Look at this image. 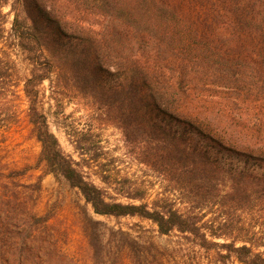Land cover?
Masks as SVG:
<instances>
[{"label": "trees", "instance_id": "1", "mask_svg": "<svg viewBox=\"0 0 264 264\" xmlns=\"http://www.w3.org/2000/svg\"><path fill=\"white\" fill-rule=\"evenodd\" d=\"M4 6L13 15L8 34ZM12 43L30 66L22 91L37 161L94 214L178 232L214 249L220 264L231 256L264 264V0H0L7 88L20 82ZM51 73L55 93L88 99L120 131L161 192L148 200L140 183L118 178L88 133L71 141L78 160L64 153L37 107ZM232 106L251 109L257 129L235 121ZM8 189L0 190V264H71L49 218Z\"/></svg>", "mask_w": 264, "mask_h": 264}, {"label": "rangeland", "instance_id": "2", "mask_svg": "<svg viewBox=\"0 0 264 264\" xmlns=\"http://www.w3.org/2000/svg\"><path fill=\"white\" fill-rule=\"evenodd\" d=\"M9 10V6L2 8L6 14V33L13 18ZM9 47L20 82L11 88L0 85V190L8 187L9 195L16 191L28 210L37 217L49 218L47 229L58 239V246L71 259V264H220L215 260L214 249L205 251L178 232L164 236L149 221L94 214L78 190L38 163L40 145L27 122L28 102L22 91V81L30 66L15 44ZM49 77L37 88V107L46 116L49 130L64 153L78 160L71 141L81 133H88L100 162L115 161L113 168L118 178L128 177L140 183L148 200L161 192L160 180L128 155L120 131L102 121L88 99L62 98L55 93L50 87L53 73ZM9 81L2 83L12 85ZM214 102L217 107L222 106L218 100ZM230 114L235 121L248 120V127L257 129L251 109L232 106ZM84 171L95 184L102 186L91 170L84 168ZM224 264L240 263L231 256Z\"/></svg>", "mask_w": 264, "mask_h": 264}]
</instances>
